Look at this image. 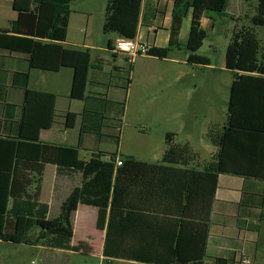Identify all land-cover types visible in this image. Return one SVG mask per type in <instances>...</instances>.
Here are the masks:
<instances>
[{
  "label": "trees",
  "instance_id": "16d2710c",
  "mask_svg": "<svg viewBox=\"0 0 264 264\" xmlns=\"http://www.w3.org/2000/svg\"><path fill=\"white\" fill-rule=\"evenodd\" d=\"M148 0H108L104 33L118 37L136 38L141 21L143 3ZM19 14L36 16L33 34H20L21 16L12 21L11 31H0V48L25 53L31 67L57 71L63 66L74 68L71 96L86 98L88 72L92 64L87 50L67 48L72 0H12ZM229 0H174L171 36L167 47H151L148 55L169 57L171 48L189 51L187 60L194 64L209 65V58L196 52L203 46L208 31L202 19L213 13L228 16ZM192 14L189 37L185 43L179 39L184 18ZM255 26L264 27V0H258L257 14L252 17ZM110 48L113 47L110 45ZM260 40L253 28L235 29L226 49L225 66L233 71L228 119L224 128H211L209 140L217 147L214 160L200 172L194 187L187 166L191 155H196L190 145L175 143V133L168 132L165 152L159 163H148L131 155L94 151L88 160L80 157L78 147L44 143L40 131L51 128L59 113L55 108L57 96L53 93L27 88L29 74L25 77L26 96L17 134L0 136V240L28 245H43L66 250H79L72 245L74 236L73 215L79 204L99 209L97 226H107L104 253L109 258H123L157 264H204L207 237L214 194L220 173L256 177L264 180V51L259 57ZM120 111V112H119ZM119 113V114H118ZM114 122L113 134L120 143L119 122L123 123L125 102L120 103ZM65 126L75 125L76 115L65 113ZM123 127V125L121 126ZM109 156L107 159L106 157ZM123 164L118 166L117 159ZM59 169H72L82 174V184L66 197L56 217H49V205L40 201L43 172L46 164ZM173 169L177 184L164 182L153 187L156 197L171 200L172 207H163L162 216H175L171 238H160L151 250L147 241H130L125 233L131 221L154 219V216L133 211L132 205L122 204L126 191L121 179L132 170L162 173ZM150 173V172H147ZM188 176V177H187ZM150 177V176H149ZM163 174L151 178L162 179ZM145 178V175H142ZM200 181L201 185H200ZM34 186V191L30 187ZM144 188V187H143ZM152 189V190H153ZM150 192V191H149ZM145 195L144 192H141ZM195 203H202V216L195 222ZM178 205V206H175ZM132 214L141 216H132ZM187 223V224H186ZM107 224V225H106ZM191 225L195 227L191 229ZM196 225V226H195ZM166 229V228H165ZM167 233V232H165ZM116 235L120 238L116 239ZM141 242L142 246L131 243Z\"/></svg>",
  "mask_w": 264,
  "mask_h": 264
},
{
  "label": "crops",
  "instance_id": "0c3cea01",
  "mask_svg": "<svg viewBox=\"0 0 264 264\" xmlns=\"http://www.w3.org/2000/svg\"><path fill=\"white\" fill-rule=\"evenodd\" d=\"M76 1L78 0H72L73 12L70 16L68 35L62 44L67 48L87 50L91 54L92 64L88 72L86 98L77 99L71 96L75 73L73 67L63 66L57 71L33 68L25 53L0 48V136L13 135L18 132L26 96L23 73H28V89L49 92L57 96L55 108L60 116L57 117V122L51 128H43L40 131L42 142L78 147L80 155L81 151L86 153L88 158L85 160H88L94 151H105L107 153L117 152L124 156L131 155L148 163L161 162L165 148L158 160H143L136 154L123 152L121 140L119 145L116 143L112 131L114 122L111 119L117 117L120 103L125 102L123 121L125 120L134 93L139 97L141 95L144 97L142 103L149 112L157 111V109L163 111L170 109L169 99L167 100L164 95L166 90L168 91L171 87L172 79L179 84L183 75L181 72H176L173 78L172 68L167 66L166 62L180 65L182 64L181 60L169 57L160 58L155 55H138L131 61L129 55L110 48V45L114 48L119 37L109 36L103 31L108 0H99L98 7L96 4L91 5L93 3L91 0H80L81 4L74 6ZM230 5L231 2H229L228 8ZM242 5L243 0H234L233 6L236 13L238 11L242 13ZM173 6L174 0L145 1L138 30L140 39L151 47H167L171 36L169 28L172 23ZM227 12L230 15L229 10ZM20 16L19 12L14 9L12 0H0V31L10 32L12 21ZM191 19L192 14L189 13L183 20L179 34V39L183 43L189 37ZM209 25L214 26V21L208 16H204L202 26L206 29ZM35 26V15L21 16L20 34L31 36ZM209 62L211 64L210 59ZM180 86L179 91H181ZM155 93H160L163 96L154 100L152 95ZM135 103L138 105V101ZM68 112L76 115L75 125L72 128L65 126L64 115ZM225 124L213 128L220 130L224 128ZM123 129L124 127H122V134L124 133ZM184 144L190 145L195 153L190 142L187 141ZM211 144L213 150L210 160L202 159L198 155H191L187 166H179L194 171L189 174V180L194 187L199 184L198 178L202 179L200 172L204 171L206 165L214 160L217 147L212 142ZM106 158L108 159L109 156ZM48 166H53L55 173L52 202H45L42 199L44 176ZM175 172L173 169H164L162 173L150 170L143 173L132 170L131 174L126 176H133V178L121 179L124 182L123 187H126L122 196V204H131L133 211H139L138 213L157 216L148 221L137 219L138 221L128 222L126 223L129 224L128 230H117V233H125L124 238L130 241L145 240L147 247L151 250L155 249L157 239L172 237L169 232H172L175 226L172 220L175 216H168L171 217L168 219L166 216H162L163 212L160 209L165 206L172 207L173 202L156 197L153 187L162 182L165 185L177 184L179 178L176 177ZM143 174L145 178H142ZM158 174H163L165 177L162 179L151 178ZM81 184L82 174L80 172L72 169L61 170L57 165L48 163L43 172L39 199L49 205L50 214L54 203L60 204L59 207H61L70 192ZM29 189L33 192L34 186ZM142 191L145 195H142ZM198 206H200V210L199 213L195 210V222L200 221L198 216L203 215L202 203L194 204L195 208ZM98 216L99 209L96 206L79 204L73 215L72 245L76 246L74 239L77 225H80L84 220H89L91 228H93V239L98 240V249L102 256L108 262H112L114 259H123L109 258L105 255L108 230L107 226L104 229L97 226ZM132 216H141V214H132ZM209 227L207 256L204 264H248L244 262L245 259H250L251 264H264V180L232 173H220L212 203ZM194 228L191 225L190 230ZM117 238L120 237L116 235ZM135 244L142 246L141 242H134L131 243V247H135ZM33 245L46 250L47 258L41 260L42 264H58V260L53 258L54 252L79 251L53 248L41 243ZM123 260L140 262L130 259Z\"/></svg>",
  "mask_w": 264,
  "mask_h": 264
},
{
  "label": "rangeland",
  "instance_id": "374dc122",
  "mask_svg": "<svg viewBox=\"0 0 264 264\" xmlns=\"http://www.w3.org/2000/svg\"><path fill=\"white\" fill-rule=\"evenodd\" d=\"M79 1H76L74 6L80 5ZM91 2H93L91 5L99 6V0ZM230 2L228 8L230 15L221 16L213 13L214 26L209 25L206 28L207 38L196 52L207 56L211 61L210 65L191 63L187 60L189 51L185 48H171L169 58H178L182 64L166 62V65L172 68L173 78L176 72H181L183 78L179 84L172 79L171 87L166 90L164 96L169 99L170 109L149 112L142 103L144 97L142 95L139 97L135 93L132 95L125 120L123 123L117 121L119 131L122 132V125L124 127V133L120 135L123 152L136 154L143 160H158L165 148L166 134L172 132L175 133V142L181 144L190 142L196 155L210 160L213 146L208 133L213 127L223 126L228 119L234 73L226 68L225 61L226 49L234 30L242 27L253 28L260 40V58L264 51V27L255 26L252 22V17L257 14L258 0H243L242 13L241 11L236 13L234 0ZM108 35L117 36L115 33ZM179 85L181 91L178 90ZM162 96L155 93L152 98L158 100ZM135 101H138V105ZM80 156L83 159L88 158L84 151H81ZM54 179V167L48 166L42 195L45 202L53 201ZM59 205L54 203L50 217H56L60 213ZM82 223L77 225L74 239L79 251L54 252L53 258L58 260V264H148L123 259L108 262L98 249V240L93 239L91 222L84 220ZM45 251L40 246L0 241V264H32V261L34 264H42L41 260L47 258Z\"/></svg>",
  "mask_w": 264,
  "mask_h": 264
},
{
  "label": "built area",
  "instance_id": "2783aa9c",
  "mask_svg": "<svg viewBox=\"0 0 264 264\" xmlns=\"http://www.w3.org/2000/svg\"><path fill=\"white\" fill-rule=\"evenodd\" d=\"M151 46L140 39L137 35L136 38H126L119 37L114 45V50L119 53H125L129 55L130 60L132 61L138 55H148ZM123 164V160L121 158L117 159V165L120 166ZM244 262L251 264L250 259H245Z\"/></svg>",
  "mask_w": 264,
  "mask_h": 264
}]
</instances>
